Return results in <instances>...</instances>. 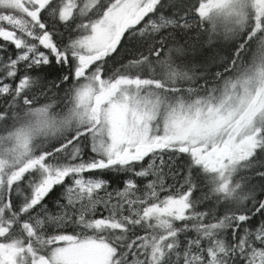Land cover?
Segmentation results:
<instances>
[{"label":"snow or ice","instance_id":"obj_1","mask_svg":"<svg viewBox=\"0 0 264 264\" xmlns=\"http://www.w3.org/2000/svg\"><path fill=\"white\" fill-rule=\"evenodd\" d=\"M0 264H264V0H0Z\"/></svg>","mask_w":264,"mask_h":264}]
</instances>
